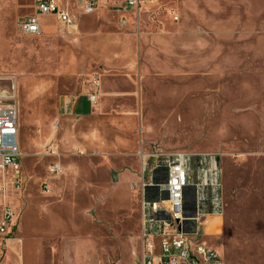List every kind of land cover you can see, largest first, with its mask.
<instances>
[{"label": "rangeland", "instance_id": "rangeland-1", "mask_svg": "<svg viewBox=\"0 0 264 264\" xmlns=\"http://www.w3.org/2000/svg\"><path fill=\"white\" fill-rule=\"evenodd\" d=\"M96 1L85 13L80 3L61 0L78 25L91 19L75 39L50 16L41 17L46 29L40 34L22 33L19 21L34 12L36 0H0V75L15 78L17 106L29 128H36V119H52L62 96L87 94L90 79L98 77L90 125L105 147L91 156L94 168L108 170V180L113 169L119 173L118 181L100 186L94 203L125 208L103 216L88 211L93 262L85 246L75 263L69 260L73 247L66 255L56 237L50 241L58 258L53 264H139L138 144L217 152L224 212L218 234L202 241L225 264H264V0H143L138 8L125 0ZM14 180L0 179L4 204L21 186ZM84 192L77 188V199ZM75 225L76 234L87 233L79 219ZM5 242L0 258L11 245ZM29 255L25 250V264H31Z\"/></svg>", "mask_w": 264, "mask_h": 264}, {"label": "crops", "instance_id": "crops-1", "mask_svg": "<svg viewBox=\"0 0 264 264\" xmlns=\"http://www.w3.org/2000/svg\"><path fill=\"white\" fill-rule=\"evenodd\" d=\"M67 1L80 3L79 6L82 8L83 0L81 2ZM50 17L54 23H57L55 17ZM90 25L91 19L80 25L75 19V25L66 28L74 33L75 39H78L81 32ZM45 29L41 25V32ZM97 107L98 103L96 106L89 103L86 94L62 96L56 105L54 117L52 119L38 117L36 128L32 131L24 119L22 109L18 106L16 138L21 153L19 164L16 171L9 170L1 173L0 179L3 180L12 175L21 186L15 189L16 194L10 196V204L0 201V205L4 204L0 213V223L3 219L4 206L10 207L13 211L9 227L13 239L10 240L11 237L4 239L3 234H0L1 241L4 239L6 244L11 241L6 253L0 258V264H25V250L28 252V249L32 259L31 264L57 263L56 250L54 245L50 244V241L56 237L64 241L65 252L64 250L63 252L66 255H71L70 252H66L67 247H73L74 256L69 257V260L72 259L75 263L78 249L85 246L87 261L93 262L96 254L89 255V251L95 247L92 232L93 219L88 211L94 208L98 211V216H103L117 214L119 210L125 208L99 207V203H94L101 185L119 179V173H116L114 169L111 171V180H108L107 169L94 168L91 151L97 149V152H101V149L105 147V143L100 141L99 130L90 125L92 113L98 109ZM129 145L134 146V143L129 142ZM46 147L47 155H42V150ZM142 147V144L137 145L136 155ZM138 160L140 167L139 155ZM51 164L59 166L56 174L51 173ZM40 182L46 183L42 185L46 189L39 187ZM77 188L80 192L85 191L84 195L79 197L80 201L75 195ZM140 201L141 195L137 198L139 214L137 260L139 264H141ZM77 219H79V226L84 225L87 228V233L76 234L78 233L75 228ZM219 227L220 223L217 219L208 221L206 226L208 235H217Z\"/></svg>", "mask_w": 264, "mask_h": 264}, {"label": "built area", "instance_id": "built-area-1", "mask_svg": "<svg viewBox=\"0 0 264 264\" xmlns=\"http://www.w3.org/2000/svg\"><path fill=\"white\" fill-rule=\"evenodd\" d=\"M142 1L125 0L132 8H138ZM96 5V0H83L82 10L90 13ZM47 15L55 17L63 27L75 25V17L61 0H36L34 12L19 21V30L26 35L40 34V17ZM89 84L86 98L96 106L98 77H92ZM17 97L15 78L0 75V173L16 171L19 164ZM148 147L138 152L141 264H223L216 250L202 241V237L209 234L207 222L221 218L224 212L220 155ZM45 150L47 152L48 148ZM58 171L59 166L52 164L51 173ZM135 186L137 183L132 184ZM12 216L10 207L4 206L0 223L4 239L11 237Z\"/></svg>", "mask_w": 264, "mask_h": 264}, {"label": "bare ground", "instance_id": "bare-ground-1", "mask_svg": "<svg viewBox=\"0 0 264 264\" xmlns=\"http://www.w3.org/2000/svg\"><path fill=\"white\" fill-rule=\"evenodd\" d=\"M218 219H219V218H218ZM218 219H217V220H218Z\"/></svg>", "mask_w": 264, "mask_h": 264}]
</instances>
